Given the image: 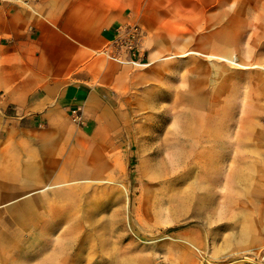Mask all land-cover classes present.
<instances>
[{"label": "rangeland", "instance_id": "1", "mask_svg": "<svg viewBox=\"0 0 264 264\" xmlns=\"http://www.w3.org/2000/svg\"><path fill=\"white\" fill-rule=\"evenodd\" d=\"M151 7L114 99L126 149L0 198V264H264V0Z\"/></svg>", "mask_w": 264, "mask_h": 264}, {"label": "crops", "instance_id": "2", "mask_svg": "<svg viewBox=\"0 0 264 264\" xmlns=\"http://www.w3.org/2000/svg\"><path fill=\"white\" fill-rule=\"evenodd\" d=\"M151 6L152 0H0V198L109 171V153L126 149L114 99L133 63L105 52L124 53L115 42L131 23L159 26ZM150 47L143 32L130 57L145 63ZM73 110L81 123L72 120Z\"/></svg>", "mask_w": 264, "mask_h": 264}, {"label": "built area", "instance_id": "3", "mask_svg": "<svg viewBox=\"0 0 264 264\" xmlns=\"http://www.w3.org/2000/svg\"><path fill=\"white\" fill-rule=\"evenodd\" d=\"M142 28L135 23H131L121 29L118 32V37L116 39L115 45L117 50H122L124 53L118 52H105V55L108 58L114 59L119 62H131L133 64L140 63L138 60L130 57V54L133 56L136 53L138 48L139 40L142 36ZM72 120L75 123H81V117L78 111H72Z\"/></svg>", "mask_w": 264, "mask_h": 264}, {"label": "bare ground", "instance_id": "4", "mask_svg": "<svg viewBox=\"0 0 264 264\" xmlns=\"http://www.w3.org/2000/svg\"><path fill=\"white\" fill-rule=\"evenodd\" d=\"M124 62H127V61H124ZM131 63V62H130Z\"/></svg>", "mask_w": 264, "mask_h": 264}]
</instances>
